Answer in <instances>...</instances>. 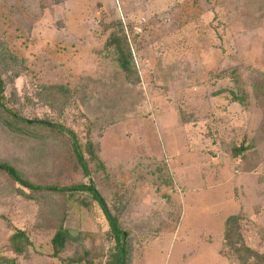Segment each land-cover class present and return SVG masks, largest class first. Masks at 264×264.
Returning <instances> with one entry per match:
<instances>
[{
	"label": "rangeland",
	"instance_id": "obj_1",
	"mask_svg": "<svg viewBox=\"0 0 264 264\" xmlns=\"http://www.w3.org/2000/svg\"><path fill=\"white\" fill-rule=\"evenodd\" d=\"M244 1L0 0V32L29 69L7 94L15 92V108L28 120L59 123L53 109L25 102L35 101L38 80L74 88L84 75L107 78L110 67L93 50L107 38L103 24L125 25L139 75L135 89L145 100L127 122L93 132L106 169L95 172L91 162L89 169L133 240L132 264H237L223 243L224 222L234 215L244 218L246 244L264 250L257 233L264 230V111L253 91L254 80L264 82V19ZM79 113L85 111L72 108L61 122L78 131ZM232 141L256 145L232 159L224 148ZM55 156V148L34 142L0 145V160L25 166L34 181L49 173L51 185L89 184L75 161ZM147 158L155 163H137ZM136 164L148 177L132 187ZM155 167L159 181L145 174ZM0 196V264L13 262L3 247L15 228L33 242L19 264H67L77 247L87 249L109 230L102 208L93 204L92 216L79 204L86 195L68 194L63 241L52 243L53 232L33 228V203L1 188Z\"/></svg>",
	"mask_w": 264,
	"mask_h": 264
},
{
	"label": "trees",
	"instance_id": "obj_2",
	"mask_svg": "<svg viewBox=\"0 0 264 264\" xmlns=\"http://www.w3.org/2000/svg\"><path fill=\"white\" fill-rule=\"evenodd\" d=\"M244 2L250 12L257 15L259 21L264 19V0H245ZM124 26L121 21L103 24V29L108 32L107 38L100 47L93 50L101 62L109 65L110 72L107 78L102 79L106 77L102 74L93 80L84 75L80 77V82L74 88L67 84L46 83L38 80V86L34 91L35 101L30 97H25V102L30 105L35 103L53 109L57 113L58 124L48 119L28 120L22 118L17 112L15 105L20 106V104L15 100L16 94L12 92L8 96L7 90L9 86H13L16 79L27 74L29 69L24 58L10 47L6 33L0 32V145L9 146L17 143L22 147L34 142L43 146H52L56 149V159L62 155L66 162L75 161L79 165L83 179L91 178L89 162L94 163L95 172L105 171L106 166L99 159L100 144L93 141L91 135L110 125L127 122L129 115L134 114L137 107L141 106L145 100L144 96L135 89L139 83V75ZM253 91L258 105L264 111V82L261 79L253 81ZM13 99L14 102H12ZM234 101L243 105L239 98H235ZM78 107L85 111V113L78 114L84 124L82 129L75 131L71 127H65L61 120L68 111ZM245 143L244 141L237 145L235 141H232L224 145V148L232 159H240L247 148H253L256 145ZM146 160V162L139 160L137 163L141 165L155 163L149 158ZM134 170L135 180L132 182V187L136 182L148 177L140 175L137 164ZM150 172L158 177V181L160 180L161 170L159 168L146 169L145 174L149 175ZM30 175L25 166L13 165L6 160H0V177L3 183L0 188L14 199L20 198L34 204L37 213L33 228L38 232H53L52 243L63 241V226L66 221L65 204L68 194L86 195V199L80 201L79 204L92 216H95L93 204L102 208L97 200L95 194L97 191L91 179L88 185L61 186L46 182V179L50 177L49 173L46 176H39V174L36 176L40 177L39 180L43 178L42 182L32 180ZM52 177L51 174V180L55 181ZM102 177L107 179V175L103 172ZM112 218L114 230L106 218L109 230L103 234V239L100 242L97 239H90L87 249L77 247L68 258L67 264H132L133 240L129 232L123 229L113 215ZM243 220L244 218L239 215L230 216L225 220L224 246L235 258L237 264H264V250L260 253L244 241L243 228L240 225ZM4 230L5 232L11 231L7 228ZM257 233L260 240L264 242V230L259 231L257 228ZM32 248L33 242L25 230L15 228L5 237L3 250L8 251L13 257L12 264H19V260L26 261ZM59 261L63 263L65 259L59 258Z\"/></svg>",
	"mask_w": 264,
	"mask_h": 264
},
{
	"label": "water",
	"instance_id": "obj_3",
	"mask_svg": "<svg viewBox=\"0 0 264 264\" xmlns=\"http://www.w3.org/2000/svg\"><path fill=\"white\" fill-rule=\"evenodd\" d=\"M95 194H96L97 200H98L100 206L102 207V209L104 211V214H105V216H106V218H107V220H108L111 228L114 230L113 218H112L111 213L108 210V207H107L106 203L104 202V200L102 199V197L100 196V194H98L97 192H95Z\"/></svg>",
	"mask_w": 264,
	"mask_h": 264
}]
</instances>
